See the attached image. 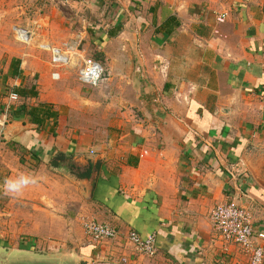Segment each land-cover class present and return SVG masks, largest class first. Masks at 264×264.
Here are the masks:
<instances>
[{
  "label": "crops",
  "instance_id": "1",
  "mask_svg": "<svg viewBox=\"0 0 264 264\" xmlns=\"http://www.w3.org/2000/svg\"><path fill=\"white\" fill-rule=\"evenodd\" d=\"M14 27L34 48L17 45ZM37 42L78 44L103 60L105 79L80 83ZM66 160L97 174L89 198L85 174L72 176L74 218L59 214L63 197L8 188L19 166ZM230 202L264 234V0H0L2 249L88 264H249L212 228V208ZM84 220L117 236L91 242ZM129 232L152 235L155 256L137 254Z\"/></svg>",
  "mask_w": 264,
  "mask_h": 264
},
{
  "label": "built area",
  "instance_id": "2",
  "mask_svg": "<svg viewBox=\"0 0 264 264\" xmlns=\"http://www.w3.org/2000/svg\"><path fill=\"white\" fill-rule=\"evenodd\" d=\"M227 14L223 13L217 17V22L223 23ZM13 32L16 39L23 44H30L33 40V33L24 28L14 27ZM41 44L42 49L52 53L55 65L76 70L80 83L96 87L103 74L101 64L94 59L87 58L80 50L79 45L72 43L62 51L51 48L47 44ZM11 101L18 100L16 94L10 95ZM209 218L214 231L219 234L225 243L234 244L244 255H248L249 264H264V247L260 241L264 240L263 233H256L246 210L230 202L218 204L212 208ZM85 236L91 242H101L114 239L117 236L115 229L107 224H100L92 220L82 221ZM127 241L137 254L146 257H153L156 254L155 241L152 235L141 237L135 232H129Z\"/></svg>",
  "mask_w": 264,
  "mask_h": 264
},
{
  "label": "rangeland",
  "instance_id": "3",
  "mask_svg": "<svg viewBox=\"0 0 264 264\" xmlns=\"http://www.w3.org/2000/svg\"><path fill=\"white\" fill-rule=\"evenodd\" d=\"M9 36H11V38L15 42H17V45L23 44V43H21L20 41H18L16 39V35L13 32V30L10 31ZM30 44H31L30 47L34 48L35 44H33V42L30 43ZM45 44H47V43H45ZM23 45H26V44H23ZM36 45H37V47H39L38 50H40V48H42L41 44L39 45L38 42H37ZM68 47L69 46H67L66 49ZM79 48H81L80 50H82V47H79ZM56 49H59V48H56ZM66 49H64L62 51H65ZM44 53H45V55L47 53V54H50L52 56V53L50 51H45ZM45 55H42V56L44 57ZM94 56H95L94 53H91L88 57L89 58H94ZM95 59H97V58H95ZM100 64H101V66L103 68V74H102L101 79H100V82H101V81H103L105 79V70H106V68L104 66L105 64H104L103 60H101V58H100ZM63 68L67 69V70H69L71 72H74L75 74L77 73L76 70H74V69L65 68V67H63ZM109 105L110 104H105L104 108H108ZM93 123H97V122L93 121ZM62 165L63 166L59 167L58 170L53 169L52 168L53 166L49 165L50 168L48 167V169L44 170V171H38V169L35 170L34 168H31V167H28V166L27 167L19 166L20 170L22 172H24V173L22 175H20L21 177L22 176L23 177L22 178L21 177L17 178V181H16L17 188H15L16 189L15 191H17V196H24L25 193H26V189L29 188V187L34 186V190H29L30 193H32L33 195H30V193H29V195H26V196H24L22 198L23 200H26V198H30V197H34V196H40V195H42V197L45 198L44 195L47 194V196L49 198L52 197V200L54 202H56V200H57L56 198H62L63 197L62 200L59 199V214H61V210H63V215H64L65 218H67L68 216L74 218L75 215H76V212H77L76 211V207H77V205H79L78 202H79V199L81 198L82 195L80 193V186L76 185L74 183V181H72L73 180L72 176L77 178L78 177L77 175L79 173H82V172H81V168H79V167L78 168L76 167L77 168V170H76V168L73 165H71L70 160H66ZM54 168H56V167L54 166ZM77 172H79V173H77ZM43 176H47V177L50 178L47 181L48 183H44L40 179V177H43ZM24 180H27L28 183L27 184L20 183L21 181H24ZM58 180H63L64 181L65 185H64L63 189L59 188L58 190H56L55 182H57ZM19 188H23V189H19ZM2 197H4V196H2ZM32 200H34V199H32ZM29 201L30 200H27V201H24V202L28 203ZM43 201H45V199L41 200L40 202L43 203L44 207H45V202H43ZM6 203H7V200H5L3 202L4 206H5ZM0 207H2V206L0 205ZM25 207H26V210H24L25 212H29L32 209L29 206V204H26ZM38 207H41V204ZM52 207L56 208V204H54L52 206H48L49 209L52 208ZM24 211H22V213ZM16 224H17V221H16ZM20 226H21V224L18 223L17 224V228H16L17 232H19V230L21 229ZM2 227L3 228H1V226H0V236H1L0 240H1V242H4L5 244H7L8 238H7L6 234L9 235L8 228L6 226H4V225H2ZM5 227H6V230L4 229ZM25 227H29V226H25ZM11 234L12 233L10 232V235ZM17 234L16 235H11V236H17ZM17 239H18V237H16L15 241H17ZM0 250H4V251L8 252L7 250L2 249L1 247H0ZM14 254H16V253H14ZM16 255H20V254H16ZM24 255H26V254H24Z\"/></svg>",
  "mask_w": 264,
  "mask_h": 264
},
{
  "label": "water",
  "instance_id": "4",
  "mask_svg": "<svg viewBox=\"0 0 264 264\" xmlns=\"http://www.w3.org/2000/svg\"><path fill=\"white\" fill-rule=\"evenodd\" d=\"M90 168V164H87V168L85 172L83 171L81 174H85ZM96 172H92L87 178L84 179L86 183L85 190L87 192L86 197L91 196L92 189L95 184ZM86 194V193H85ZM88 260L76 259V258H45L38 256H27L24 254L16 255L12 253H8L4 250H0V264H88Z\"/></svg>",
  "mask_w": 264,
  "mask_h": 264
},
{
  "label": "clouds",
  "instance_id": "5",
  "mask_svg": "<svg viewBox=\"0 0 264 264\" xmlns=\"http://www.w3.org/2000/svg\"><path fill=\"white\" fill-rule=\"evenodd\" d=\"M20 183H22V184H27L28 181H27V180H24V181H21ZM8 188H9V189H15V188H17V185L14 184V183H11V184L8 185Z\"/></svg>",
  "mask_w": 264,
  "mask_h": 264
},
{
  "label": "trees",
  "instance_id": "6",
  "mask_svg": "<svg viewBox=\"0 0 264 264\" xmlns=\"http://www.w3.org/2000/svg\"><path fill=\"white\" fill-rule=\"evenodd\" d=\"M85 176H86V177H88V173H87V174H85Z\"/></svg>",
  "mask_w": 264,
  "mask_h": 264
}]
</instances>
